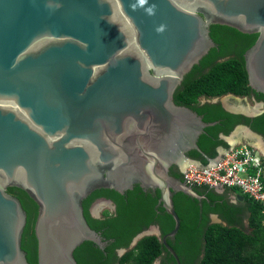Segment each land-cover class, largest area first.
Returning a JSON list of instances; mask_svg holds the SVG:
<instances>
[{"label":"water","instance_id":"95a60500","mask_svg":"<svg viewBox=\"0 0 264 264\" xmlns=\"http://www.w3.org/2000/svg\"><path fill=\"white\" fill-rule=\"evenodd\" d=\"M211 24L257 33L244 67L264 94V0H0V264H29L20 244L26 213L6 187L38 205L37 264H77L83 241L105 245L82 200L134 182L159 190L174 220L161 240L180 264L166 243L180 227L172 194L203 196L168 165L194 162L185 152L200 150L199 135L216 122L175 104L173 93L213 46ZM152 234L160 236L155 225L118 255Z\"/></svg>","mask_w":264,"mask_h":264},{"label":"trees","instance_id":"16d2710c","mask_svg":"<svg viewBox=\"0 0 264 264\" xmlns=\"http://www.w3.org/2000/svg\"><path fill=\"white\" fill-rule=\"evenodd\" d=\"M209 34L218 44L212 47L198 63L185 75L175 89L174 101L187 106L202 116L204 122H216L204 128L197 145L200 151L191 150L188 155L207 164L217 156V147H228L219 138L227 135L237 124L248 125L264 137V111L253 118L227 112L221 104H198L201 96L216 97L225 94L248 95L253 89L248 84L242 52L256 40L257 33H243L225 24H211ZM241 41L240 53L223 61H216L223 53L222 47ZM219 47V48H217ZM264 99V94L256 93ZM264 162V158H262ZM182 180V173L171 171ZM203 197L194 198L181 191L172 195L174 210L179 216L180 227L166 243L173 248L180 264H264V207L237 188L226 187L223 193L207 186H192ZM6 191L18 198L26 213L23 236L27 242L26 258L29 264H37V241L34 223L38 205L28 193L17 186H8ZM240 191V190H238ZM240 194L242 201L231 202L227 195ZM98 197L112 200L115 212L105 210L101 217L92 218L88 207ZM156 193L145 191L138 184L132 189L119 193L113 189L98 188L82 201L83 215L105 242L100 248L92 241L85 240L73 251L77 264H153L161 259V264H177L161 238L174 227V220L161 203ZM216 214L222 222H210L209 214ZM157 225L160 237L145 235L136 244L118 255L119 248H128L134 236L149 227ZM31 234V235H30ZM31 239V240H30ZM24 240V239H23Z\"/></svg>","mask_w":264,"mask_h":264},{"label":"built area","instance_id":"2783aa9c","mask_svg":"<svg viewBox=\"0 0 264 264\" xmlns=\"http://www.w3.org/2000/svg\"><path fill=\"white\" fill-rule=\"evenodd\" d=\"M262 158L264 156L247 143L230 145L207 164L188 163L181 172L182 180L191 186L207 185L215 190L237 188L264 207Z\"/></svg>","mask_w":264,"mask_h":264},{"label":"flooded vegetation","instance_id":"af4514ba","mask_svg":"<svg viewBox=\"0 0 264 264\" xmlns=\"http://www.w3.org/2000/svg\"><path fill=\"white\" fill-rule=\"evenodd\" d=\"M210 27V26H209ZM210 35V34H209ZM218 44H216L215 42H214V44H213V46H210L209 47V50L212 48V47H214V46H217ZM242 45V43H241V41H239V40H235V42L233 41L232 42V45H228V46H223L222 47V51H223V53L221 54V55H219L218 57H217V59H216V61H223V60H226V59H229V58H231V57H234V56H237V55H239V53H240V46ZM251 46H249V47H247V48H245L244 49V51L242 52V57H243V61H244V54H245V52H246V50H248V48H250ZM217 48H219V47H217ZM203 57V56H202ZM199 62V61H198ZM197 62V63H198ZM244 66H245V63H244ZM193 67V66H192ZM192 67H191V69H192ZM190 69V70H191ZM189 70V71H190ZM188 71V72H189ZM187 72V73H188ZM186 73V74H187ZM185 74V75H186ZM185 75L183 76V78H182V81H183V79H184V77H185ZM182 81H181V83H182ZM180 83V84H181ZM179 84V85H180ZM178 85V86H179ZM177 86V87H178ZM176 87V88H177ZM175 92V91H174ZM256 93H259V92H257V91H255L254 89H253V91L252 92H250V94H246V95H236V96H238V97H241L240 99H244V101H241L240 100V102L242 103V104H244V105H246V106H248L249 108H246V111H244V110H242V109H236V108H234V107H232V106H230L229 104V108H230V110H228L226 107H224V105L226 104V102H225V98L222 100L221 99V97L222 96H224V95H221V96H216V97H206V96H201V97H199L198 98V104L199 105H204V104H206V103H209V104H212V103H220L221 104V106L223 107V109L225 110V111H227V112H230V113H234V114H240V115H243V116H245V117H249V118H253V117H256V116H258V115H260L263 111H264V99H262V98H260L259 96H257V94ZM260 94H262V93H260ZM234 95V94H233ZM227 97H229V99H231V100H233V101H235L234 99H232V98H230V96H227ZM173 101H174V93H173ZM175 102V101H174ZM230 103V102H229ZM176 104V103H175ZM224 104V105H223ZM231 104V103H230ZM178 105V104H177ZM227 105V104H226ZM225 105V106H226ZM227 105V106H228ZM193 110V109H192ZM232 110L234 111V112H232ZM193 111H195V110H193ZM196 112V111H195ZM197 113V112H196ZM198 114V113H197ZM199 115V114H198ZM199 116H201V115H199ZM202 117V116H201ZM203 120V119H202ZM237 125H239V124H237ZM242 125H245V124H242ZM246 126H248V125H246ZM249 127V126H248ZM250 128V127H249ZM251 129V128H250ZM252 130V129H251ZM255 132V131H254ZM257 133V132H256ZM222 135H225V134H223V133H221L220 135H219V138H221L222 140H224L225 142H226V140L224 139V137H222ZM260 135V134H259ZM200 136V135H199ZM262 136V135H261ZM199 138V137H198ZM262 138L264 139V137L262 136ZM198 141V140H197ZM240 143V142H239ZM219 147H222V146H218L217 148H219ZM191 150H197V149H193V148H189V149H187V151L185 152V156L186 157H189V155H188V153L191 151ZM197 151H200V150H197ZM190 159H193V158H191V157H189ZM193 160H196V161H199L198 159H193ZM182 170H183V167L181 166V168L179 169L178 168V166H177V164H175V163H170L169 165H168V174L170 175V176H173L172 174H171V171H178V172H182ZM174 177V176H173ZM135 184H140V183H133V186L135 185ZM140 186V185H139ZM142 188V187H141ZM143 189V188H142ZM145 191H150V192H152L153 194L154 193H156V190H157V188H152V187H150V186H148V187H146L145 189H144ZM126 191V190H125ZM124 191V192H125ZM217 193H223L224 192V189H217V190H215ZM175 193V192H174ZM173 195V194H172ZM228 196V198H229V200L231 201V202H234V197H232L231 195H227ZM85 199V198H84ZM100 200H102V202H100V203H97L98 201H100ZM83 201V200H82ZM102 203V204H101ZM159 203V202H158ZM100 206H102L101 208H99ZM115 209H116V206H115V204H114V202L112 201V200H110V199H108V198H104V197H98V198H96L95 200H93V202L89 205V207H88V213H89V215L92 217V218H99V217H101L102 216V214L104 213V211L105 210H108L109 211V214H112V213H114L115 212ZM212 215H214L213 213H211V214H209V221L210 222H212L213 221V217H212ZM217 218L218 219H220L218 216H217ZM221 220V219H220ZM222 221V220H221ZM158 229H159V227L157 226V225H155ZM23 230H24V228H23ZM160 231V230H159ZM31 235V234H30ZM24 239V240H23ZM27 236L26 237H24L23 236V231H22V235H21V241H20V244H21V248L25 251V252H27L26 251V249H24V247L22 246L23 245V243H26L27 241ZM31 240V239H30ZM158 264H161V259L159 258L158 259Z\"/></svg>","mask_w":264,"mask_h":264},{"label":"bare ground","instance_id":"6f19581e","mask_svg":"<svg viewBox=\"0 0 264 264\" xmlns=\"http://www.w3.org/2000/svg\"><path fill=\"white\" fill-rule=\"evenodd\" d=\"M224 100H225L227 105L229 104L230 106H232L236 109H239V110L242 109V110L246 111V108H249L248 106L242 104L240 102V100L239 101H236V100L233 101V100L229 99V97H226ZM227 105H226V107H229V105L228 106ZM235 129H237V130L235 132H233L230 136L228 135L226 138L229 143H231V144L239 143V141H241V138L243 137L252 146L259 149V151L264 154V142L261 140L260 137L251 133L249 130L245 129L244 127H237Z\"/></svg>","mask_w":264,"mask_h":264},{"label":"rangeland","instance_id":"374dc122","mask_svg":"<svg viewBox=\"0 0 264 264\" xmlns=\"http://www.w3.org/2000/svg\"><path fill=\"white\" fill-rule=\"evenodd\" d=\"M227 96H222L221 97V99L223 100L224 98H226ZM230 98H232V99H234V100H236V101H239L240 100V98L241 97H238V96H236V98L235 97H232V96H230ZM237 129H234L230 134H229V136L233 133V132H235ZM227 138V137H226ZM262 140V139H261ZM263 141V140H262ZM264 142V141H263ZM264 155V154H263ZM188 163H185L184 165H182V167H184L185 168V166L187 165ZM238 193H241V191H238V189L236 190ZM102 204V203H101ZM102 206H100L99 208H101ZM214 216V215H213ZM212 216V217H213ZM213 221H215V222H217V220H216V218H213ZM153 264H158V259H156L154 262H153Z\"/></svg>","mask_w":264,"mask_h":264},{"label":"clouds","instance_id":"9594fccd","mask_svg":"<svg viewBox=\"0 0 264 264\" xmlns=\"http://www.w3.org/2000/svg\"><path fill=\"white\" fill-rule=\"evenodd\" d=\"M233 130V129H232ZM228 135V134H227ZM226 143L228 144L229 142L228 141H226ZM240 143H243V142H240ZM235 144H239V143H234V144H230V145H235ZM229 144H228V147L230 146ZM250 145V144H249ZM252 146V145H251ZM254 147V146H253ZM223 149H224V147H222ZM257 149V148H256ZM258 151H259V149H257ZM260 152V151H259ZM261 153V152H260ZM217 154H218V152H217ZM262 155H263V153H261ZM264 156V155H263ZM216 157H218V156H216ZM215 157V158H216ZM212 159H214V158H212ZM211 160V159H210ZM188 163V162H187ZM190 163H198V161H194V162H190ZM201 163V162H200ZM184 168V167H183ZM232 197H234L235 196V194L234 195H231ZM236 201V198L234 197V202ZM158 237H160V236H158Z\"/></svg>","mask_w":264,"mask_h":264},{"label":"crops","instance_id":"0c3cea01","mask_svg":"<svg viewBox=\"0 0 264 264\" xmlns=\"http://www.w3.org/2000/svg\"><path fill=\"white\" fill-rule=\"evenodd\" d=\"M243 138V137H242ZM242 138H241V140H242ZM243 139H245V138H243ZM240 142V141H239ZM188 161H183V163L185 164V163H187ZM188 163H190V162H188ZM184 164H182V165H184Z\"/></svg>","mask_w":264,"mask_h":264}]
</instances>
